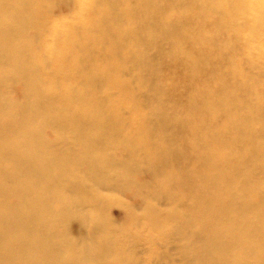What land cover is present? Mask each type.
I'll use <instances>...</instances> for the list:
<instances>
[{"label":"bare ground","instance_id":"bare-ground-1","mask_svg":"<svg viewBox=\"0 0 264 264\" xmlns=\"http://www.w3.org/2000/svg\"><path fill=\"white\" fill-rule=\"evenodd\" d=\"M0 264H264V0H0Z\"/></svg>","mask_w":264,"mask_h":264}]
</instances>
